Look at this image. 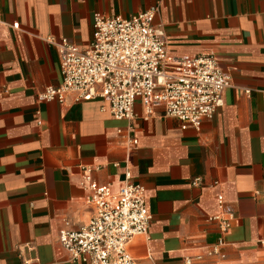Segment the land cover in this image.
<instances>
[{
  "label": "crops",
  "instance_id": "1",
  "mask_svg": "<svg viewBox=\"0 0 264 264\" xmlns=\"http://www.w3.org/2000/svg\"><path fill=\"white\" fill-rule=\"evenodd\" d=\"M152 7L172 60L212 54L230 74L199 129L145 98L131 120L100 98L39 99L61 83L55 42L87 47L95 13ZM126 171L151 216L125 248L136 264H264V0H0V264H90L71 260L58 233L94 216L85 173L116 192ZM216 214L233 219L209 253Z\"/></svg>",
  "mask_w": 264,
  "mask_h": 264
},
{
  "label": "built area",
  "instance_id": "2",
  "mask_svg": "<svg viewBox=\"0 0 264 264\" xmlns=\"http://www.w3.org/2000/svg\"><path fill=\"white\" fill-rule=\"evenodd\" d=\"M156 12L157 8L152 7L129 18L95 13L92 40L87 47L66 39L55 42L61 56V83L44 88L39 99L63 103L71 93L78 101L100 98L106 101L113 118L131 120L136 100L145 98L161 104L164 116L179 120L181 128L199 129L201 122L223 105V91L230 85V74L212 54L172 60L165 34L154 23ZM146 112L151 113L150 107ZM132 143L135 145L136 140ZM83 176L95 213L78 230H60L61 246L73 261L136 264L125 248L134 237L148 233L151 216L144 187L129 181V171L124 174L126 183L116 192L108 185L96 184L88 173ZM198 182V178H193V185ZM217 199L220 202L221 196ZM232 219L231 214L209 218L217 223L220 233L217 242L209 246V253H219ZM259 244L264 248V236ZM190 262L185 260L186 264Z\"/></svg>",
  "mask_w": 264,
  "mask_h": 264
}]
</instances>
